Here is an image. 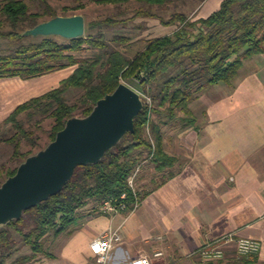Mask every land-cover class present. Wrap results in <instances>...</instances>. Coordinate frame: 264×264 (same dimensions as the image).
I'll return each instance as SVG.
<instances>
[{"label": "trees", "instance_id": "obj_1", "mask_svg": "<svg viewBox=\"0 0 264 264\" xmlns=\"http://www.w3.org/2000/svg\"><path fill=\"white\" fill-rule=\"evenodd\" d=\"M77 1L79 5L73 10L83 9V0ZM97 1L122 5L132 0ZM137 1L152 8L171 0ZM30 2L39 3L40 10L33 11ZM30 2L6 0L1 4L0 41L8 42L9 47L0 48V79L31 80L67 68L75 70L57 88L19 105L0 124V143L13 149L12 162L15 164V167L0 165V185L14 176L28 157L54 141L68 120L89 116L98 101L113 93L120 84H132L142 93L145 107L135 120V132L128 133L98 164L79 166L59 194L25 211L21 220L0 227V264H7L19 251L14 233L33 252L15 261L26 264L44 252L42 240L51 230L62 234L88 206L106 201L118 204L126 194L125 211L133 210L137 199L128 178L140 162L153 155L151 163L165 176L160 184L173 176L168 171L178 162L166 152L162 124L155 121L153 115L160 117L166 112L174 119L180 111L189 116L190 105L200 93L216 85L232 86L245 61L264 55V0H224L218 11L195 21L183 13H176L167 20L162 18L160 23L176 27L175 31L149 40L133 58L129 57L127 47L131 38L114 36L112 41L123 49L112 47L102 28L126 25L137 18L156 17L150 11L141 8L130 19L112 17L91 21L83 38H61L60 42L59 37L23 35L38 24L59 16L48 0ZM68 15L65 12V16ZM95 30L97 33H93ZM88 48L99 52L92 58L80 57ZM70 92H80L81 96L71 102ZM145 96L151 98L152 107ZM48 120L51 126L46 130L44 123ZM35 127L48 134L49 142L45 146L39 142L41 137L36 135ZM142 199L141 194L138 200ZM258 262L257 256L253 261L236 258L201 264Z\"/></svg>", "mask_w": 264, "mask_h": 264}, {"label": "crops", "instance_id": "obj_2", "mask_svg": "<svg viewBox=\"0 0 264 264\" xmlns=\"http://www.w3.org/2000/svg\"><path fill=\"white\" fill-rule=\"evenodd\" d=\"M223 1H203L188 16L208 18ZM74 70L31 80L0 79V124L19 105L57 88ZM190 110L191 120L180 116L179 123L173 122L177 118L162 123L166 152L178 159L168 171L173 176L160 184L164 174L147 163L138 208L87 215L65 241L60 259L95 264L91 244L112 231L121 241L109 264L140 258L153 264H201L199 250L229 235L259 241L258 263L264 264V55L245 61L232 86L200 93ZM157 251L164 256L155 259ZM226 259H236L235 244L226 247Z\"/></svg>", "mask_w": 264, "mask_h": 264}, {"label": "water", "instance_id": "obj_3", "mask_svg": "<svg viewBox=\"0 0 264 264\" xmlns=\"http://www.w3.org/2000/svg\"><path fill=\"white\" fill-rule=\"evenodd\" d=\"M83 15L57 16L23 35L83 38ZM142 95L126 83L99 100L92 113L71 118L54 141L21 163L14 176L0 185V227L21 220L25 211L59 194L79 166L98 164L128 133L144 109Z\"/></svg>", "mask_w": 264, "mask_h": 264}, {"label": "rangeland", "instance_id": "obj_4", "mask_svg": "<svg viewBox=\"0 0 264 264\" xmlns=\"http://www.w3.org/2000/svg\"><path fill=\"white\" fill-rule=\"evenodd\" d=\"M6 0H0V8L1 4L5 2ZM27 2H30V0H25ZM51 6L56 8L59 12V16H65V12H67L68 16L74 15H83L86 20V26L89 22L95 21V20H105L107 18H116V19H130L132 18L136 12H138L139 9L144 8L147 11H150L155 15L156 17H146V18H137L134 21L126 24V25H118L112 28L104 27L102 28L103 32L107 36V42L112 47H117L118 49H123V46H117L112 40L114 36H125L128 38H131V42L127 45V47L130 50L129 57L133 58L134 55L142 51L146 45L147 42L153 38L166 36L169 32L172 34V32L175 31V27H170L167 29H164L160 27V19H170L174 14L176 13H183L187 16L191 14L193 9H196L198 5H200L203 1L206 0H171L170 2L166 3L163 6H155V7H149L146 4L140 3L137 0H132L129 3H125L122 5H108V4H101L97 0H83L81 3L84 4L83 9L79 10H73L76 6L79 5L77 0H48ZM31 3V2H30ZM32 4V3H31ZM33 11L40 10V4L39 3H33L32 5ZM68 8L67 10H65ZM2 19V16L0 14V20ZM152 22H155L156 25H154V28L152 26ZM162 25V24H161ZM150 29V30H149ZM149 30V31H147ZM93 33H97V30L93 31ZM168 33V35H170ZM60 42L63 40L61 38H58ZM9 47L8 42L6 41H0V48H7ZM99 51L94 49H86L85 52L81 53L79 56L83 58H92L95 53ZM132 88L134 87L132 84H128ZM53 90V89H52ZM51 91V90H50ZM49 92V91H48ZM139 92V91H138ZM81 96L80 92H70L68 94L69 100L73 102L76 98H79ZM166 112H163V114L159 117L157 115H153L152 118H154L155 121H157L159 124L167 121L169 117ZM186 117L187 115L177 111L176 113V120L173 121L175 123H179L180 119L182 117ZM191 120V116H188ZM161 118V121L159 120ZM45 129L49 130L51 126V120H48L44 123ZM36 132V135L38 137H41L42 145H46L49 142V136L47 133H44L36 127L33 129ZM1 135V133H0ZM26 145H24L25 147ZM25 150H28V148H24ZM12 153L13 149L9 147L5 143H0V165H5L7 167H15V164L12 162ZM153 158V155L150 156L149 159L143 160L138 165L137 169L131 174V176L128 178V183L130 186V181L134 179V188L137 196H140V187L139 184L143 182H140V178L142 175V169L144 166L147 165V163H151ZM159 181V180H157ZM132 189V187L130 186ZM133 190V189H132ZM134 192V191H133ZM103 204V203H101ZM101 204H93L88 206L87 209H84L80 212V215L75 219V221L68 227V229L63 232L60 235L56 234V230H51L45 238L42 240L43 244V250L44 252L40 253L35 257V259L29 263L26 264H71L68 260H62L60 259L59 255L61 253V249L65 245V241H67V238L71 233H73L76 228H80L82 223L85 222L87 215L92 214H98L97 209L100 208ZM29 229H27L28 231ZM16 239L19 241V251L14 255L13 259L9 260L7 264H20L15 263V261L21 257L24 256H30L32 255V250L29 246H26L19 235L14 233ZM224 262H228V259L222 260ZM203 262V261H202Z\"/></svg>", "mask_w": 264, "mask_h": 264}, {"label": "built area", "instance_id": "obj_5", "mask_svg": "<svg viewBox=\"0 0 264 264\" xmlns=\"http://www.w3.org/2000/svg\"><path fill=\"white\" fill-rule=\"evenodd\" d=\"M140 93V92H139ZM142 97L144 95L140 93ZM146 97V96H145ZM147 104L152 107V100L149 97H146ZM135 179V177H134ZM134 179L130 181V186L134 191V195L136 197V202L134 204V208H138L140 205V201L138 200V196L135 192L134 188ZM122 202L115 204L112 201H106L100 205V208L97 209L98 213L101 212H118L125 211L127 209V205L124 203L126 199V194L122 195ZM121 241V236L118 232H107L100 238H97L91 244V252L95 258V264H109L111 253L115 246ZM236 245V258L242 259L247 258L249 260H254L261 253L262 246L261 243L257 240L251 238H236L234 235H229L220 240L217 243L208 244L203 246L198 255L202 261L209 262H218L222 261L226 258V247L230 244ZM164 256L162 251H157L154 253V258H161ZM132 264H153L150 258H140L138 260L133 261Z\"/></svg>", "mask_w": 264, "mask_h": 264}]
</instances>
